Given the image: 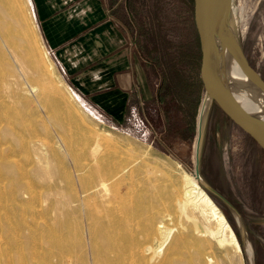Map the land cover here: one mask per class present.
I'll return each instance as SVG.
<instances>
[{
  "label": "rangeland",
  "instance_id": "rangeland-1",
  "mask_svg": "<svg viewBox=\"0 0 264 264\" xmlns=\"http://www.w3.org/2000/svg\"><path fill=\"white\" fill-rule=\"evenodd\" d=\"M15 1L21 11V19L25 20L20 26L22 30L16 22L11 23L14 28L12 33L16 35L19 30L21 33L29 27L26 34L30 35V32L32 35L28 42L33 50L31 58L34 62L32 66L29 61H19L16 52L13 54L9 51L10 45L6 44L9 47L6 49L1 42L3 52L6 51L4 73H7L10 82L15 83L11 94L15 95L13 101L15 105L18 103V111L24 115L25 128L17 130L13 137L5 136L3 129L8 120L0 116V189L5 195V199H0V264H7L5 253L12 247L3 227L4 212L8 208L14 209V215L22 211L21 221L24 223L17 218L13 223L17 226L15 237L24 255L33 244L45 250L41 251L47 255V264H75L72 261V247L77 243L76 236L69 229L66 214L57 209L53 199L46 198L51 183L48 179H39L37 153L32 146L38 142L45 145L53 166L51 169L61 180L64 174L66 176L73 169V155L82 161L85 160L82 157L87 158L94 140L93 134L97 132H108L100 143L104 163L115 162L120 166L142 163L148 170H153L154 175L157 172L156 176L161 178L164 186L169 185V179L181 177V168L194 174L197 116L203 88L197 75L200 60L196 63L198 58H195V55L199 57V41L196 42L194 29L193 0L121 1L122 6L124 2H130L134 18L128 20L126 5L125 8L123 6L122 16L133 29L134 37L137 34L148 89L145 88L144 98H136L133 94L119 121L105 116L88 95L80 93L63 74L40 40L34 14L33 19L30 14L31 0ZM225 3L230 4L228 0ZM232 5L235 6V20L243 52L249 64L264 79V0H234ZM22 37L17 38L18 50L27 52V40ZM152 58L158 61L150 63ZM47 59L51 61L54 72L49 71ZM61 82L66 83L67 88ZM41 85L49 90L54 86L58 90V97L54 95L51 99L52 107L40 96ZM10 126L15 125L9 121ZM204 137L200 176L231 203L235 212L203 190L225 215L239 242L241 254L233 245L220 247L207 233H201L204 226L209 225L201 219H189L178 212L173 224L178 227L181 224V232L187 235L185 239L188 245L201 241L207 251H215L218 257L231 264H247L245 242L248 240L252 247L253 264H264V152L214 104L210 108ZM48 145L52 147L48 149ZM68 146L71 150H65ZM33 210L36 214H29ZM236 216L241 220L246 234L243 247ZM196 223L201 231L195 228ZM21 226L24 228L20 229ZM28 226L37 229L36 236L31 240L26 231ZM47 232L53 233V237ZM17 262L18 259H15V264Z\"/></svg>",
  "mask_w": 264,
  "mask_h": 264
},
{
  "label": "bare ground",
  "instance_id": "bare-ground-1",
  "mask_svg": "<svg viewBox=\"0 0 264 264\" xmlns=\"http://www.w3.org/2000/svg\"><path fill=\"white\" fill-rule=\"evenodd\" d=\"M15 2V0H0V44L2 42V44L10 45L13 52L7 45L6 49L9 48L13 54L15 51L19 61H29L33 66V50L30 42H28V38L32 35L30 32L31 36L26 34L29 27L26 26V30L24 27V33L22 31L19 33L20 30L18 32L17 28L18 33L16 31L14 32L16 35L12 33L14 28L11 23L14 22L15 24L16 22L20 27L25 20L21 19V11ZM228 2L232 4L234 0H228ZM30 14L33 19L31 10ZM35 27L36 25H34ZM18 35L23 36L22 39L26 38L24 39L27 40L26 43L29 47L27 52L18 50L17 38H21ZM27 45L26 48H28ZM3 47L5 48V46ZM5 53L6 51L3 52L0 45V116L8 120V124L3 129L4 135L13 137L17 130L25 128V120L24 115L18 111L16 106L18 103L14 104L15 98L13 97L15 95L12 96L11 94L15 83L10 82L7 73H4L6 67L4 66ZM7 53L9 55V52ZM47 61L49 71L54 72L51 61L49 59ZM49 84L51 85V82ZM61 84L67 88L66 83L61 82ZM39 89V94L45 103L52 107L51 99L54 95L58 97V90L54 86L49 90L44 85H41ZM59 98L61 99V97ZM62 100L64 101V98ZM210 108L209 100L203 96L197 116L195 151L202 147L205 139ZM75 118L74 121H76ZM80 119L78 121L82 120ZM9 121L13 122L15 126L9 127ZM97 133L93 134L94 140L88 153L86 152L88 156L85 153L87 158H81L85 160H78L79 157L77 159L75 155H73L74 157L71 155L74 160L73 169H71L72 171L68 170L69 173H66V176L62 174L63 180L58 179L51 169L53 166L50 158H48L47 150L44 149L45 145H39L38 142L32 146L37 153L36 171L41 176L39 179H48L51 183V189L46 198L53 199L57 209L66 214L69 229L74 237L76 236L77 243L72 247V257H74L72 261L74 260L75 264H231L228 260L218 257L215 251H207L201 241L192 243L191 246L188 245L189 243L185 239L187 235L181 232V224L179 227L173 224L174 221L176 222L175 214L178 212L183 213L186 218L195 220L198 218V220L201 219L203 222L209 223V225L204 226L202 231L197 223L194 225L198 231L207 233L213 238L218 246L233 245L236 251L241 254V247L233 229L223 212L200 186L195 173H187L181 168V177L169 179V185L164 186L165 183L156 176L157 172L154 175L153 170H148L142 163L133 162L125 166H120L115 162L104 163L100 143L108 132L105 134ZM47 147L49 149L50 145ZM68 148L69 146L65 150H71ZM65 152L69 153V151ZM53 159L55 160V158ZM142 167H145V170L140 171ZM59 169L63 168L60 167ZM63 170L61 171L64 173ZM1 189L0 199H5V195L2 193L3 189ZM29 195H31L30 192ZM6 209L4 208V210ZM21 212L14 215L15 212L12 208H8L4 212L5 223L3 227L9 237L10 244H12V247L5 253L6 263L15 264V259H18L19 263L16 264H47V255L42 247L38 249L32 244L26 255L20 248L21 244L17 242L15 237L17 226L13 222L16 218L21 221ZM29 214L36 213L33 210ZM22 228L24 226H21L20 229ZM26 231L29 232L30 240L36 236V228L33 229L28 226ZM49 233L50 237H53V233ZM49 233L47 232V234ZM42 249L44 251H41ZM252 253L251 244L246 240L247 264H253Z\"/></svg>",
  "mask_w": 264,
  "mask_h": 264
},
{
  "label": "crops",
  "instance_id": "crops-1",
  "mask_svg": "<svg viewBox=\"0 0 264 264\" xmlns=\"http://www.w3.org/2000/svg\"><path fill=\"white\" fill-rule=\"evenodd\" d=\"M121 1L31 0L45 49L71 85L115 121L147 88L137 34L122 16L126 5L128 20L134 18L130 2Z\"/></svg>",
  "mask_w": 264,
  "mask_h": 264
},
{
  "label": "water",
  "instance_id": "water-1",
  "mask_svg": "<svg viewBox=\"0 0 264 264\" xmlns=\"http://www.w3.org/2000/svg\"><path fill=\"white\" fill-rule=\"evenodd\" d=\"M232 4L226 5L224 0H193V21L200 49L199 78L203 96L210 105L214 104L264 152V79L243 52ZM201 148L194 153L197 181L235 212L224 196L202 180L199 171ZM236 217L243 247L246 234L241 220Z\"/></svg>",
  "mask_w": 264,
  "mask_h": 264
},
{
  "label": "trees",
  "instance_id": "trees-1",
  "mask_svg": "<svg viewBox=\"0 0 264 264\" xmlns=\"http://www.w3.org/2000/svg\"><path fill=\"white\" fill-rule=\"evenodd\" d=\"M195 29V28H194ZM196 35V34H195ZM196 42H198V40H197V36H196ZM198 52H199V57H198V55H195V58L197 57L198 58V61L196 62V63H198L199 62V60H200V49H199V47H198ZM178 56V55H177ZM177 58V57H176ZM174 59H175V57H174ZM158 61V59H156V58H152L151 59V62L150 63H156ZM180 62V61H179ZM197 68V67H196ZM196 72H197V69H196ZM197 74V73H196ZM198 76H199V74H197ZM196 75V76H197ZM200 79V78H199ZM200 85H201V89H202V83H201V81H200ZM203 90V89H202ZM175 131V130H174Z\"/></svg>",
  "mask_w": 264,
  "mask_h": 264
},
{
  "label": "flooded vegetation",
  "instance_id": "flooded-vegetation-1",
  "mask_svg": "<svg viewBox=\"0 0 264 264\" xmlns=\"http://www.w3.org/2000/svg\"><path fill=\"white\" fill-rule=\"evenodd\" d=\"M264 161V160H263ZM263 165H264V163H263ZM258 174H260V171L258 172Z\"/></svg>",
  "mask_w": 264,
  "mask_h": 264
}]
</instances>
